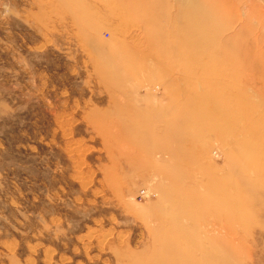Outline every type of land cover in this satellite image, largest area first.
<instances>
[{"label": "rangeland", "instance_id": "rangeland-1", "mask_svg": "<svg viewBox=\"0 0 264 264\" xmlns=\"http://www.w3.org/2000/svg\"><path fill=\"white\" fill-rule=\"evenodd\" d=\"M0 264H264V0H0Z\"/></svg>", "mask_w": 264, "mask_h": 264}, {"label": "bare ground", "instance_id": "bare-ground-1", "mask_svg": "<svg viewBox=\"0 0 264 264\" xmlns=\"http://www.w3.org/2000/svg\"><path fill=\"white\" fill-rule=\"evenodd\" d=\"M228 27H231V24H230V23H228V25H225V29H228ZM217 31H218V30H217ZM239 37H240V36L236 37L237 40L239 39ZM235 40H236V39H235Z\"/></svg>", "mask_w": 264, "mask_h": 264}]
</instances>
